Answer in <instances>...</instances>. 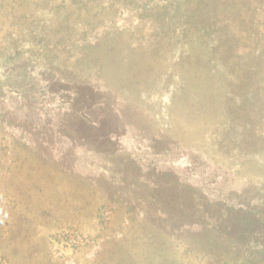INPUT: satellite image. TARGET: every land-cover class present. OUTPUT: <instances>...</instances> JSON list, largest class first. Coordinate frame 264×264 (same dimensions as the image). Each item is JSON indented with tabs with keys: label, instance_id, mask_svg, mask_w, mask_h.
Instances as JSON below:
<instances>
[{
	"label": "rangeland",
	"instance_id": "rangeland-1",
	"mask_svg": "<svg viewBox=\"0 0 264 264\" xmlns=\"http://www.w3.org/2000/svg\"><path fill=\"white\" fill-rule=\"evenodd\" d=\"M264 264V0H0V264Z\"/></svg>",
	"mask_w": 264,
	"mask_h": 264
},
{
	"label": "trees",
	"instance_id": "trees-1",
	"mask_svg": "<svg viewBox=\"0 0 264 264\" xmlns=\"http://www.w3.org/2000/svg\"><path fill=\"white\" fill-rule=\"evenodd\" d=\"M228 263H229V264H235V262H230V261H229Z\"/></svg>",
	"mask_w": 264,
	"mask_h": 264
}]
</instances>
